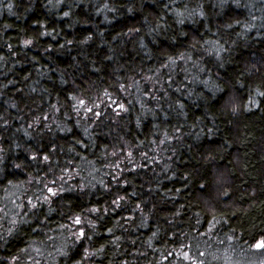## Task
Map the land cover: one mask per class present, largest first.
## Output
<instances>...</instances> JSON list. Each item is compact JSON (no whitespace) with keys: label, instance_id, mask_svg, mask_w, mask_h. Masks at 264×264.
<instances>
[{"label":"trees","instance_id":"obj_1","mask_svg":"<svg viewBox=\"0 0 264 264\" xmlns=\"http://www.w3.org/2000/svg\"><path fill=\"white\" fill-rule=\"evenodd\" d=\"M259 240L264 0H0V264Z\"/></svg>","mask_w":264,"mask_h":264},{"label":"rangeland","instance_id":"obj_2","mask_svg":"<svg viewBox=\"0 0 264 264\" xmlns=\"http://www.w3.org/2000/svg\"><path fill=\"white\" fill-rule=\"evenodd\" d=\"M223 244L220 242L213 248L217 250L213 252L215 255L212 258L213 264H264V244L260 249H256L253 245L250 249L244 250L242 248L240 251L235 248L233 250L228 245L221 247ZM207 256L210 258L212 253H207Z\"/></svg>","mask_w":264,"mask_h":264},{"label":"water","instance_id":"obj_3","mask_svg":"<svg viewBox=\"0 0 264 264\" xmlns=\"http://www.w3.org/2000/svg\"><path fill=\"white\" fill-rule=\"evenodd\" d=\"M263 244H264V241L263 240H259V241H257L254 244V246H255L256 249H260V248H262Z\"/></svg>","mask_w":264,"mask_h":264},{"label":"snow or ice","instance_id":"obj_4","mask_svg":"<svg viewBox=\"0 0 264 264\" xmlns=\"http://www.w3.org/2000/svg\"><path fill=\"white\" fill-rule=\"evenodd\" d=\"M65 15H67V13ZM49 192H52V189H49ZM76 222L79 223V219L78 218H77V221ZM80 235L82 236L83 233H81Z\"/></svg>","mask_w":264,"mask_h":264}]
</instances>
